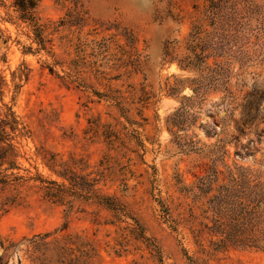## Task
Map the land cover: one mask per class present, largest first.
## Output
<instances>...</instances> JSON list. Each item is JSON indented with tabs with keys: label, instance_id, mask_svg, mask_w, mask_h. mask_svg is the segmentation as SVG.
Wrapping results in <instances>:
<instances>
[{
	"label": "rangeland",
	"instance_id": "374dc122",
	"mask_svg": "<svg viewBox=\"0 0 264 264\" xmlns=\"http://www.w3.org/2000/svg\"><path fill=\"white\" fill-rule=\"evenodd\" d=\"M13 2L0 0V264H42L44 235L69 248L52 264H264V248L217 249L204 229V176L264 179V0L222 67L180 62L207 0H38L43 41ZM66 171L127 216L47 198L43 180Z\"/></svg>",
	"mask_w": 264,
	"mask_h": 264
},
{
	"label": "trees",
	"instance_id": "16d2710c",
	"mask_svg": "<svg viewBox=\"0 0 264 264\" xmlns=\"http://www.w3.org/2000/svg\"><path fill=\"white\" fill-rule=\"evenodd\" d=\"M204 22L194 24L188 34L187 43L189 53L181 58L185 67H199L207 59L214 57L219 67H222L224 58L231 55L232 42H236L248 12L252 8L251 0H207ZM247 4L244 5L243 3ZM243 4V6H242ZM14 10L19 19L29 22L33 26L40 40L42 24L36 15L38 0H14ZM250 7V8H249ZM208 24H214L215 30L210 31ZM217 33V45L213 46L212 34ZM42 43V42H41ZM226 62V61H225ZM208 67V66H207ZM6 137L0 134V142ZM5 157L0 153V166ZM68 183L56 180H43L45 196L55 202L69 203L67 196H82L94 198L98 203L113 210L119 220L127 216L124 204L115 195L97 194L91 196L83 194L86 191L84 177L75 172H60ZM99 177L92 178V184L99 182L104 176L98 171ZM6 183V175L0 178ZM217 179L204 176V229L217 240L212 241L217 249L228 246H251L264 248V179L262 174L249 173L247 170L228 181L217 184ZM88 183V182H87ZM90 185V184H89ZM90 192V190H87ZM138 225V222L134 220ZM46 235L34 241L35 247L42 250L40 260L42 264H52V258L62 263V257L69 250L65 243L58 240L48 241Z\"/></svg>",
	"mask_w": 264,
	"mask_h": 264
}]
</instances>
